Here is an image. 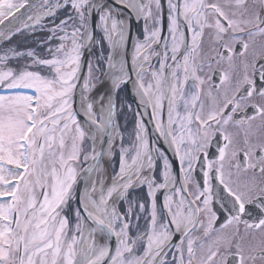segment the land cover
<instances>
[{"label":"snow or ice","instance_id":"obj_1","mask_svg":"<svg viewBox=\"0 0 264 264\" xmlns=\"http://www.w3.org/2000/svg\"><path fill=\"white\" fill-rule=\"evenodd\" d=\"M116 3L144 20L143 38L133 44L130 61L119 8L96 0H0V39L48 33L41 41L47 57L31 48L0 51V92L5 93L0 94V264H264V218L242 219L246 205L264 203V102H254L264 101V0H167V36L162 35V0ZM93 13L110 51L102 57L106 71L89 61L81 84L82 49L102 43L88 28ZM206 35L214 53L207 59L200 55ZM21 58L29 63L12 66ZM213 64L227 66L218 83ZM99 71L110 76L113 90L131 83L143 110L135 113L134 142L127 147L113 122L117 105L111 95L88 96ZM78 86L80 111L74 107ZM145 116L179 160V180L165 153L149 141ZM86 137L92 163L82 171L90 175L102 157L111 158L117 137L119 170L110 185L102 177L91 180L78 198L72 225L63 213L76 198ZM217 137L225 143L217 159L208 160L206 148ZM202 156L203 186L197 182L192 191ZM212 179L231 205H221L230 215L219 229ZM137 185L147 187L151 211L144 230L132 237L134 209L136 220L145 211V203L128 200L129 189ZM160 190L163 212L157 210ZM119 201L128 202L126 211ZM177 233L179 243H174ZM105 234L115 236L114 251L98 240Z\"/></svg>","mask_w":264,"mask_h":264},{"label":"flooded vegetation","instance_id":"obj_2","mask_svg":"<svg viewBox=\"0 0 264 264\" xmlns=\"http://www.w3.org/2000/svg\"><path fill=\"white\" fill-rule=\"evenodd\" d=\"M219 2H223V0H219ZM120 19L125 20V29H126V35L128 37V43H127V49H126V56L127 58L131 59L132 51H133V44L137 41V39H142L143 34H144V20L139 19L136 17L135 14L130 12L128 9L123 8L122 5H120ZM162 6H163V12H162V24H163V32L162 35L167 36V0H162ZM97 22L99 24V19H98V14H97ZM95 39L101 40L102 43L101 45H96L94 42L93 45V50L90 54L89 61L95 62L93 64L97 65L96 62L100 64L101 62V51L104 55V57H107L109 53V47L106 41H103V33L101 30L97 27L96 30V36ZM209 39L210 37L208 35L205 36L204 38V45L201 49L200 55L207 59L209 55H214V53L209 52ZM88 61V62H89ZM105 63V60H104ZM155 63V61H153ZM89 64V63H88ZM130 66V65H129ZM226 65L218 66L216 64L212 65V68L216 70V75L213 77V80L218 83L219 81V73L224 71L226 69ZM205 72H209V69L206 67ZM102 72H96L95 76L99 77L101 76ZM211 74V73H209ZM116 100H117V112L120 115V120L122 127H131L132 131L134 132L135 129V122H136V115L135 113L137 111H143L142 109L138 108V101L137 97L135 95V91L133 89V86L131 83H128L127 85L121 84L120 89L117 91L116 95ZM205 104H206V109L208 106V101L207 98H204ZM254 102H264V101H254ZM131 106L129 109L127 106ZM179 111L181 113L183 112V107L182 103L179 108ZM248 115L253 114V110L251 108H247L245 110ZM164 119L167 120V113L165 110L164 114ZM145 124L148 129V139L151 143L155 144L156 147L160 148L162 152L165 153V155L168 157V160L170 164L172 165V171L174 175L177 176L178 180L180 177V162L179 160L174 156L172 150L168 148V145L164 143L163 140L158 139V134L155 133L154 127L152 122L150 121L149 116L144 117ZM230 131L233 133V135H236V129L232 128ZM133 139V138H132ZM224 140L222 137H217L214 138L211 142V144L206 148V153H207V159L208 160H215L218 157V149L224 145ZM204 157H201V162L200 164L196 165L195 171L193 173L194 180L193 183L190 185V189L192 191H195V185L197 182L200 183L201 187L203 186V176H202V171H201V164L203 163ZM239 159H243L242 155L239 157ZM159 168H162L163 161L160 160L157 162ZM233 171V180L237 179V176L235 175L236 170L232 169ZM159 175V171L156 173ZM248 175H251L249 173ZM246 177L241 176L239 179L243 180ZM211 186H212V208L213 211L216 212V222L214 227L216 229L220 228V225L224 224L227 222V218L229 217L230 213L228 212L227 208L222 207V204L227 205L230 207V198L227 196V193L223 191V187L219 184V182L215 179L211 180ZM135 193V198L136 201H142L145 203V211L142 213V217L140 219V222L138 224V227H133L132 226V221L131 219V225H130V230H129V235L132 237H135L138 232L143 231L144 228L147 225V217L151 211V206H150V201L147 198V187L146 186H137L131 190H129L128 195ZM157 197V210L158 212H163V199H164V190H160L156 193ZM123 211H126L125 205H123ZM258 218H264V203H261L259 201L250 203L246 205V213L243 215L242 219L248 220L249 222L256 221ZM203 219V217H202ZM240 231L243 233L244 232V224L241 223L239 225ZM228 231H232V228H229ZM199 235V233H197ZM179 237L180 234L177 233L176 236L173 238L174 243H179ZM200 253L198 252V255ZM171 259V257H169ZM256 264H260L259 261L256 262Z\"/></svg>","mask_w":264,"mask_h":264},{"label":"rangeland","instance_id":"obj_3","mask_svg":"<svg viewBox=\"0 0 264 264\" xmlns=\"http://www.w3.org/2000/svg\"><path fill=\"white\" fill-rule=\"evenodd\" d=\"M70 11V9H69ZM63 14H64V11H59L58 12V16H60L61 18L63 17ZM46 24L48 23V21L46 20L45 22ZM47 35L48 33L46 31H36V32H33V33H27L25 32L23 35H16L14 36L9 42L7 43H4L3 45L0 46V51H7L9 49H12V48H15V49H18V50H26L28 48H31L33 50L36 51L37 55L39 56H42V57H47L48 56V53L46 51V46H41V41L43 40H46L47 39ZM30 41H28V40ZM53 44L55 43H58V41H53L52 42ZM43 50V52H42ZM27 63H29V61L25 60L24 58H21L18 62L17 61H12L11 64L12 66H19L21 68H23ZM89 63V62H88ZM95 63V62H92V64ZM96 64H99L98 62H96ZM95 65V64H93ZM88 66V65H87ZM88 69V67H87ZM33 70H39V69H36L35 66H33ZM42 74L44 75H47L48 72H47V69H44L42 71ZM94 76H95V72L93 73ZM86 75H87V71H86ZM98 77L96 78V76L94 77V80H93V84H94V87L95 85L98 83ZM94 87H92L91 89H93ZM21 92H24V93H27V94H31V90L29 89H21L20 90ZM0 94H5L4 92H0ZM120 125H122L120 123ZM121 134L123 135L124 137V140H123V143H124V146H129L130 144H132L134 142V132L132 131V128L131 127H123V130L121 132ZM58 135V134H57ZM133 138V139H132ZM118 139V143L117 145L115 146V151L118 152V160H119V152H120V140L119 138L117 137ZM68 146L70 148V141H68ZM82 153H81V159L79 161V163L77 164V169L78 171L80 170V168L82 167V164L83 162L85 161L84 160V156L85 155H88L90 156V145H89V142L87 140V138L85 139L83 145H82ZM115 151H114V154H115ZM114 156V155H113ZM112 162H113V157L110 161V163L108 164L109 166L112 165ZM118 166V167H117ZM117 168V171L119 170V161H118V165L115 166ZM116 171V172H117ZM114 172L113 171V175H114ZM112 175V176H113ZM128 200L129 201H132L136 204H138L139 202H142V201H136V198H135V193H132L130 195H128ZM120 202L122 201H119V205H120ZM123 205H125L126 207V210H127V207H128V202L127 201H123ZM123 205L119 206L120 207V210L123 211ZM76 209L74 203L72 202V200L70 201V208L69 207H66L65 210H64V213L63 214H67L69 216V219H70V222L72 225L75 224V215H74V210ZM138 207L134 209V215H133V221H132V226L133 227H138V224L140 222V219L142 217V213H140V219L139 220H136L135 219V213L138 212Z\"/></svg>","mask_w":264,"mask_h":264},{"label":"water","instance_id":"obj_4","mask_svg":"<svg viewBox=\"0 0 264 264\" xmlns=\"http://www.w3.org/2000/svg\"><path fill=\"white\" fill-rule=\"evenodd\" d=\"M110 1H111V5L115 9L121 8V6L117 5V3L114 0H110ZM96 2L100 3V4H104L103 3L104 0H96ZM96 14L97 13H93V15L90 16L89 20H88L89 31L93 32L94 37H95V33H96V28H97V26H96L97 25ZM3 40H5V39H0V42L3 41ZM93 43H94V41H93ZM92 47H93V44L90 47L86 46V47H84L82 49V53H81V71H80V78H81L80 79V83L81 84L83 83L85 70H86V65H87V61H88L89 55L91 53ZM109 51H110V49H109ZM105 71H106V65H105ZM80 92H81V89L78 86L77 89H76V92H75V96H74V99H75L74 107L76 108L77 111H80V109H79ZM116 93H117V90H113L110 76L105 75L103 73L102 76H101L100 82L96 85V87L93 90L92 94L89 95V98L90 99L91 98H97L98 99L100 96L111 95L113 101L116 103ZM78 118L81 119V122H83L82 113H81V115ZM113 122H114V125H118L116 113H115V115L113 117ZM91 131L94 132L95 129L93 128V129H91ZM88 139H89V141L91 143V146H92L91 139L90 138H88ZM107 139H108V137L104 136V141H105L104 147H105V149L107 147ZM116 143H117V139H116L115 145H116ZM100 148H101V144H100V141L98 139L97 143H96L97 151H99ZM91 154H90V157H91ZM103 162H104V157H102L100 159L96 171L92 172L90 175L88 173L82 171V170L83 169H87L89 167V165L92 163L91 158H89L88 162L85 165H83L81 167V169L79 170L78 178H77V181H76V184H75V191H74V197H76V198H74V201H75V204H76L77 207H79L78 198L84 193L85 189L87 187H89V185L91 184V180L96 178L97 172H98V170H99V168H100V166H101V164ZM106 173H107V177L110 178L111 173H110L108 165L106 166ZM98 240H102V242L108 243L113 251H114V249H115V247L117 245V240H116L115 236H112V235L105 234L103 237H99L98 236Z\"/></svg>","mask_w":264,"mask_h":264},{"label":"bare ground","instance_id":"obj_5","mask_svg":"<svg viewBox=\"0 0 264 264\" xmlns=\"http://www.w3.org/2000/svg\"><path fill=\"white\" fill-rule=\"evenodd\" d=\"M114 1L116 2V0H114ZM103 3H104L105 6L111 7V8H113L115 10V8L111 5V1L110 0H104ZM119 11H120V8H119ZM79 109H80V107H79ZM90 132H92V131L90 130ZM112 157L109 158L107 156H104V162L101 164V166H100V168H99V170L97 172L96 178H95V179H97V178H101L102 177L103 180H104V183L106 185H110L111 182H112V178L111 179L107 178V173H106V166L110 163Z\"/></svg>","mask_w":264,"mask_h":264},{"label":"trees","instance_id":"obj_6","mask_svg":"<svg viewBox=\"0 0 264 264\" xmlns=\"http://www.w3.org/2000/svg\"><path fill=\"white\" fill-rule=\"evenodd\" d=\"M28 40V39H27ZM28 41H30V40H28ZM42 52H43V50H42Z\"/></svg>","mask_w":264,"mask_h":264}]
</instances>
